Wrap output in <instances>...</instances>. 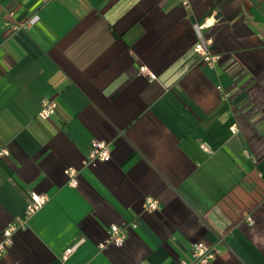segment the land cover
Instances as JSON below:
<instances>
[{
	"label": "crops",
	"instance_id": "obj_1",
	"mask_svg": "<svg viewBox=\"0 0 264 264\" xmlns=\"http://www.w3.org/2000/svg\"><path fill=\"white\" fill-rule=\"evenodd\" d=\"M94 136L111 158L83 167ZM0 147V238L31 190L49 196L0 264H179L202 240L211 264H245L218 234L264 264V0H0ZM112 223L126 239L100 248Z\"/></svg>",
	"mask_w": 264,
	"mask_h": 264
},
{
	"label": "built area",
	"instance_id": "obj_2",
	"mask_svg": "<svg viewBox=\"0 0 264 264\" xmlns=\"http://www.w3.org/2000/svg\"><path fill=\"white\" fill-rule=\"evenodd\" d=\"M180 3L188 8L191 5V0H179ZM39 19L38 15H33L25 19L19 20L14 23L5 22V25L11 28L13 31L18 29H28ZM205 24L202 23L200 26L203 27ZM194 49L200 54L201 58L213 64L219 58V55L213 54L206 47L205 44L197 42ZM139 71L143 74L148 81L153 82L157 79L156 73L151 70L146 64H141ZM218 88L223 91V87L218 85ZM57 100L50 96H42L40 100V109L38 115L40 118L46 119L52 116L57 111ZM232 132L238 130L236 124L230 126ZM9 151L6 148L0 147V155L8 154ZM111 158V147L110 143L105 139H100L98 137H92L90 141V149L83 159V167L85 166H96L101 161H107ZM67 176V185L71 187H76L79 184V173L80 169L74 165L67 166L64 169ZM49 196L44 192H39L36 190H31L29 192V202L27 204L26 210L9 222L2 231V236L0 238V256L6 252L8 247L13 243V236L16 231L20 229H25L30 226V218L38 211L43 205L48 201ZM144 209L148 211H154L159 208L160 200L154 196H147L144 201ZM245 219L252 223L253 219L250 214L245 215ZM133 223V226H136ZM126 239V231L118 223H112L109 230L108 237L99 243L100 248L106 247L108 244H114L116 246H121ZM84 241L83 237L77 238L71 245L67 246L61 254V259L65 261L67 257L72 254L79 245ZM218 249L214 244L208 243L206 241L194 242L191 247V257L190 260L182 259L179 264H211L216 258Z\"/></svg>",
	"mask_w": 264,
	"mask_h": 264
},
{
	"label": "water",
	"instance_id": "obj_3",
	"mask_svg": "<svg viewBox=\"0 0 264 264\" xmlns=\"http://www.w3.org/2000/svg\"><path fill=\"white\" fill-rule=\"evenodd\" d=\"M221 241L223 242V244L232 252L234 253L243 263L246 264V262L241 258V256L234 250V248L225 240L222 238V236H220L219 234L217 235Z\"/></svg>",
	"mask_w": 264,
	"mask_h": 264
}]
</instances>
